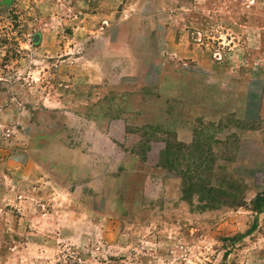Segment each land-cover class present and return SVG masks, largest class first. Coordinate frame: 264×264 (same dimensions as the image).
Returning a JSON list of instances; mask_svg holds the SVG:
<instances>
[{
	"label": "rangeland",
	"instance_id": "rangeland-1",
	"mask_svg": "<svg viewBox=\"0 0 264 264\" xmlns=\"http://www.w3.org/2000/svg\"><path fill=\"white\" fill-rule=\"evenodd\" d=\"M263 197L264 0H0V264H264Z\"/></svg>",
	"mask_w": 264,
	"mask_h": 264
},
{
	"label": "trees",
	"instance_id": "trees-1",
	"mask_svg": "<svg viewBox=\"0 0 264 264\" xmlns=\"http://www.w3.org/2000/svg\"><path fill=\"white\" fill-rule=\"evenodd\" d=\"M185 193H186V194H189V193H187V192L184 191V194H185ZM263 199H264V197H263Z\"/></svg>",
	"mask_w": 264,
	"mask_h": 264
}]
</instances>
